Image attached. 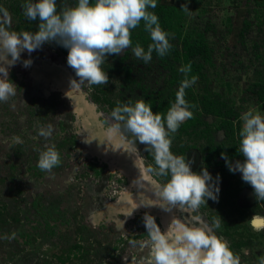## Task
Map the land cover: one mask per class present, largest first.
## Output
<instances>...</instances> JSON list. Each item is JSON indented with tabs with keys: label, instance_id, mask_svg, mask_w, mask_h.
Segmentation results:
<instances>
[{
	"label": "rangeland",
	"instance_id": "374dc122",
	"mask_svg": "<svg viewBox=\"0 0 264 264\" xmlns=\"http://www.w3.org/2000/svg\"><path fill=\"white\" fill-rule=\"evenodd\" d=\"M8 1L0 0V7L9 13L8 30L28 32L18 28L25 20L20 21ZM18 2L20 7L25 3ZM71 2H57V11ZM177 2L187 5L192 0ZM225 3L210 7L218 29L224 27V17L233 14ZM38 22L33 23L36 28ZM222 35L231 42L230 33ZM67 54L55 41L46 42L31 53L23 51L9 69L8 78L17 88L15 96L0 103V264H151L146 212L162 232L173 216L185 221L199 216L201 226L226 240L241 264H259L264 256V231L260 233L264 223L253 228L250 219L264 218V201L238 188L241 174L208 170L214 179L219 176L218 199H207L190 215L179 207L160 208L154 181L163 183L167 178L146 171L154 167L152 154L139 141L132 143L134 137L123 128L110 139L106 135L107 128L117 123L111 113L118 102L143 100L134 85L123 83L119 54L108 55L102 65L107 84L79 87H71L70 80L78 77L67 65ZM131 58L135 59L133 52ZM24 60L30 65L25 67ZM144 81L149 84L150 77ZM247 111L263 116L254 104L249 103ZM49 125L52 135L39 136L38 129ZM214 135L221 138L216 130ZM13 137L22 142L13 143ZM170 139L175 155L180 144L188 143L186 136L181 141ZM49 146L60 153L61 163L51 172L41 171L39 152ZM179 156L192 161L194 172L203 167L198 150ZM114 189H118L115 196L107 195ZM214 220L220 221L218 229ZM226 223L235 226H230V235L221 232Z\"/></svg>",
	"mask_w": 264,
	"mask_h": 264
},
{
	"label": "clouds",
	"instance_id": "9594fccd",
	"mask_svg": "<svg viewBox=\"0 0 264 264\" xmlns=\"http://www.w3.org/2000/svg\"><path fill=\"white\" fill-rule=\"evenodd\" d=\"M21 7L28 20L39 21L38 30L34 33L9 31V13L0 7V103L16 95L17 87L8 78L10 67L21 59L23 51L31 53L46 42L55 41L67 49V65L78 77V80H70L71 87L85 83L107 84L109 77L102 65L108 55H118L132 45L130 30L137 28L141 21L152 42L147 51L137 44L133 48L136 58L147 63L153 51L163 57L172 47L158 16L148 10L157 7V0H77L74 6L62 7L60 11H57V0H25ZM181 7L188 11L186 5ZM30 63V60L23 61L25 67ZM179 71L184 79L166 114L154 113L144 100L118 102L111 113L117 123L107 128L106 135L110 139L123 128L134 137L132 143L139 141L145 145L154 160V167L149 166L146 171L157 177H167L163 183L154 181L156 204L165 211L179 207L190 215L206 204L207 199H218L219 176L214 179L206 167H201L198 173L192 171V161L186 162L185 156L175 155L170 150V135L193 117L190 108L195 107L185 100V89L194 85L198 78H189L190 64ZM241 121L238 152L243 160L233 164L225 153L222 152L221 157L230 172H239L241 179L251 185L256 200L264 201V116L247 111ZM52 132L51 125L38 129V135L44 138L50 137ZM12 139L13 143L22 142L19 137ZM60 163V153L54 146L39 152L37 167L41 171L51 172ZM143 220L151 264H241L240 257L233 253L226 240L211 228L201 226L199 216H192L190 221L173 216L163 232L147 212ZM263 223L262 217L250 219L253 228ZM213 224L216 229L220 227L219 220H214ZM259 264H264V256L259 258Z\"/></svg>",
	"mask_w": 264,
	"mask_h": 264
},
{
	"label": "trees",
	"instance_id": "16d2710c",
	"mask_svg": "<svg viewBox=\"0 0 264 264\" xmlns=\"http://www.w3.org/2000/svg\"><path fill=\"white\" fill-rule=\"evenodd\" d=\"M18 1L7 2L10 9L18 13L20 21L25 20L18 28L37 31L34 21L25 17ZM57 2L61 5L65 0ZM76 2L72 0L71 6ZM224 3L233 14L226 15L224 27L218 29L211 20L210 7ZM65 6L70 5L62 7ZM181 6L177 0H157V7L148 9L158 16L172 45L163 57L153 51L152 59L147 63L136 57L132 59L137 44L147 51L152 41L143 21L130 30L132 45L118 56L123 83L134 85L152 111L163 116L175 102V94L184 79L179 69L190 64L189 78L196 76L198 79L185 89V100L195 107L190 108L193 117L170 135L180 141L186 136L188 142L185 146L180 144L174 152L183 155L188 150H198L207 170L216 174L230 173L221 153H225L233 164L243 160L238 152V132L246 107L249 103L254 104L264 116V0H192L186 5L188 11ZM206 14L209 15L207 19ZM226 32L230 33L231 42L222 35ZM148 77L149 84L144 81ZM215 130L221 133L219 140L214 135ZM237 184L238 188L253 194L250 184L243 180ZM228 225L226 223L222 234H231L229 228L234 225Z\"/></svg>",
	"mask_w": 264,
	"mask_h": 264
},
{
	"label": "built area",
	"instance_id": "2783aa9c",
	"mask_svg": "<svg viewBox=\"0 0 264 264\" xmlns=\"http://www.w3.org/2000/svg\"><path fill=\"white\" fill-rule=\"evenodd\" d=\"M113 187H116V186H113ZM115 192H116V189L111 190V191L109 192V196L112 197V196L115 194Z\"/></svg>",
	"mask_w": 264,
	"mask_h": 264
},
{
	"label": "crops",
	"instance_id": "0c3cea01",
	"mask_svg": "<svg viewBox=\"0 0 264 264\" xmlns=\"http://www.w3.org/2000/svg\"><path fill=\"white\" fill-rule=\"evenodd\" d=\"M119 203H121V205H122L123 201L122 202H119Z\"/></svg>",
	"mask_w": 264,
	"mask_h": 264
}]
</instances>
